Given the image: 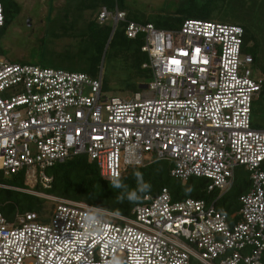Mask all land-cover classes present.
I'll return each mask as SVG.
<instances>
[{
  "label": "built area",
  "instance_id": "built-area-1",
  "mask_svg": "<svg viewBox=\"0 0 264 264\" xmlns=\"http://www.w3.org/2000/svg\"><path fill=\"white\" fill-rule=\"evenodd\" d=\"M109 18L116 28L126 11L104 6L99 21ZM5 19L0 2L4 176L24 172L48 188L47 169L85 153L114 180L153 154L173 163L172 176L205 178L219 194L213 202L175 200L164 187L130 215L44 194L54 200L44 215L28 211L12 221L0 211V264H264V128L252 124L264 79L248 69L253 55H242L243 26L189 18L166 30L130 21L129 38L144 34L151 79L126 98L103 94L102 72L93 78L4 59ZM239 167L249 172L250 187L227 214L216 202Z\"/></svg>",
  "mask_w": 264,
  "mask_h": 264
},
{
  "label": "trees",
  "instance_id": "trees-1",
  "mask_svg": "<svg viewBox=\"0 0 264 264\" xmlns=\"http://www.w3.org/2000/svg\"><path fill=\"white\" fill-rule=\"evenodd\" d=\"M214 1L188 0V4L179 7L172 17L156 21L138 17L127 9L123 0H78V2L77 0H68V7L72 3V6L80 12L90 10L92 14L94 13L90 20L83 23L85 25L83 26L84 29L79 34V38L81 37L82 40H78L80 53L83 54L87 47L91 46L94 54L91 57L90 65L86 69L76 72H86L93 78L98 77L104 49L107 47L108 51L112 47H117L130 63L131 76L150 78L149 71L143 68V64L148 61L147 54L142 51L145 41L144 34L129 38L125 32L128 23L136 21L144 24H154L159 29H177L181 27L184 20L189 18L212 20ZM0 2L4 5L6 17L1 30V39H4L6 29L20 14L22 8L16 0H0ZM104 6L108 10L115 9L117 6L120 10L126 11L125 21L118 22L116 28L114 27L113 34L111 22L99 21V13ZM246 35L245 31L244 42ZM64 36L76 38L73 31L70 32L66 29L59 32L55 38ZM68 70L74 71L72 69ZM143 85L144 83L134 81L128 90L135 93L140 91ZM172 168L173 163L168 159L155 157V159L145 162L143 165L126 166L119 178L110 180L100 174L98 166L87 154L81 153L71 155L65 162L46 170L47 174L52 177L50 187L46 188L38 182L32 189L43 194L86 202L124 215H130L133 207L141 204L146 194L156 195L164 187L170 190L175 200L194 197L213 202L218 196V191L208 189L209 181L207 179L193 176L184 182L182 179L172 176ZM262 169L264 170V163ZM137 173H139V177ZM237 174L236 171L235 181L231 187L234 191L229 193L228 190L216 202L218 208L227 214H231L240 208L239 197L248 191L250 187V175L243 181L240 178L237 179ZM0 184L5 185L0 186V211L8 219L28 211H35L41 215L50 211L48 199L25 192V190H30L31 187L27 185L24 172L7 177H4L0 172ZM14 187L25 190H18ZM262 260L264 263V254Z\"/></svg>",
  "mask_w": 264,
  "mask_h": 264
},
{
  "label": "rangeland",
  "instance_id": "rangeland-1",
  "mask_svg": "<svg viewBox=\"0 0 264 264\" xmlns=\"http://www.w3.org/2000/svg\"><path fill=\"white\" fill-rule=\"evenodd\" d=\"M22 10L6 29L4 39H1V56L11 62L34 64L44 67H56L81 71L90 65L94 50L91 46L82 53L79 48V34L94 13L90 10L78 11L73 4L68 7V0H16ZM70 2V1H69ZM78 2V0H77ZM128 10L142 19L160 20L170 18L178 8L188 4V0H123ZM115 9L110 11L115 12ZM212 20L238 24L246 31L242 55L250 53L255 61L248 69L255 79H264V0H215L213 2ZM113 29L115 22L112 18ZM64 29L76 35L57 37ZM104 79L103 94L106 96L132 97L128 88L136 81L148 83L151 78L132 75L130 63L119 52L117 47L107 51L101 57L99 74ZM98 74V75H99ZM143 88H141L142 90ZM252 124L264 128V92L260 93L253 104ZM155 159L153 154H147L145 162ZM237 179L243 181L249 177V172L243 167L236 169ZM38 182L28 178L27 185L31 187L25 192L44 196L32 188ZM234 191L229 189V193ZM226 193V192H225ZM48 199V198H46ZM54 200L48 199L49 209ZM48 213V212H47ZM10 220L16 221V215Z\"/></svg>",
  "mask_w": 264,
  "mask_h": 264
},
{
  "label": "water",
  "instance_id": "water-1",
  "mask_svg": "<svg viewBox=\"0 0 264 264\" xmlns=\"http://www.w3.org/2000/svg\"><path fill=\"white\" fill-rule=\"evenodd\" d=\"M113 32H114V29L112 30V34H113ZM112 34H111V36H112ZM141 88H147V84H144Z\"/></svg>",
  "mask_w": 264,
  "mask_h": 264
},
{
  "label": "clouds",
  "instance_id": "clouds-1",
  "mask_svg": "<svg viewBox=\"0 0 264 264\" xmlns=\"http://www.w3.org/2000/svg\"><path fill=\"white\" fill-rule=\"evenodd\" d=\"M137 176L139 177V173H137ZM116 186H118V185H116Z\"/></svg>",
  "mask_w": 264,
  "mask_h": 264
},
{
  "label": "crops",
  "instance_id": "crops-1",
  "mask_svg": "<svg viewBox=\"0 0 264 264\" xmlns=\"http://www.w3.org/2000/svg\"><path fill=\"white\" fill-rule=\"evenodd\" d=\"M250 54V53H249ZM254 61H255V59H254ZM254 63V62H253ZM4 176V175H3ZM5 177V176H4Z\"/></svg>",
  "mask_w": 264,
  "mask_h": 264
}]
</instances>
